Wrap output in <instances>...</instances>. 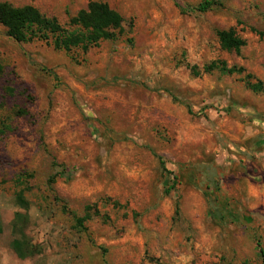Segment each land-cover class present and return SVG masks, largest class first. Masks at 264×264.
<instances>
[{
  "label": "rangeland",
  "instance_id": "374dc122",
  "mask_svg": "<svg viewBox=\"0 0 264 264\" xmlns=\"http://www.w3.org/2000/svg\"><path fill=\"white\" fill-rule=\"evenodd\" d=\"M0 3L126 21L87 54L0 25V264H264V0Z\"/></svg>",
  "mask_w": 264,
  "mask_h": 264
},
{
  "label": "trees",
  "instance_id": "16d2710c",
  "mask_svg": "<svg viewBox=\"0 0 264 264\" xmlns=\"http://www.w3.org/2000/svg\"><path fill=\"white\" fill-rule=\"evenodd\" d=\"M174 1L181 8L179 0ZM215 5L213 1H206L197 10L206 12ZM125 19L116 11L112 10L106 3H90L86 10L81 11L75 17L70 26L73 29H66L57 19L48 18L40 13L34 7L26 6L23 8H15L8 3H0V25L3 26L9 37L20 43H27L33 40H41L50 42L54 40L58 49L67 53L82 50L87 54L91 49L97 47L101 42L113 41L122 37L125 33ZM220 46L224 51L239 52L245 46V42L236 34L235 31H221L218 33ZM216 69V65L212 64L205 68L206 73H210ZM222 70L228 75L233 74L236 70L227 69L223 66ZM239 72H245L240 69ZM254 92H259L262 85L249 84ZM162 170L168 173L165 167L164 159L158 157ZM53 181V180H52ZM175 181V178H174ZM167 189L165 194L169 195L174 188ZM170 180L166 181L169 186ZM180 205L177 204L176 215H179ZM83 219H76L78 226L83 227ZM22 242L14 243V250L23 255ZM260 254L264 262V249L258 243Z\"/></svg>",
  "mask_w": 264,
  "mask_h": 264
},
{
  "label": "crops",
  "instance_id": "0c3cea01",
  "mask_svg": "<svg viewBox=\"0 0 264 264\" xmlns=\"http://www.w3.org/2000/svg\"><path fill=\"white\" fill-rule=\"evenodd\" d=\"M228 122V121H227ZM223 126H227V123L223 122L222 124ZM227 134H228V131H227Z\"/></svg>",
  "mask_w": 264,
  "mask_h": 264
}]
</instances>
